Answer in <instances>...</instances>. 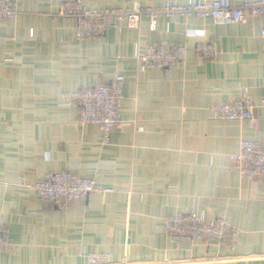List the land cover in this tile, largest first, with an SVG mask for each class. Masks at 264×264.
<instances>
[{
	"label": "crops",
	"instance_id": "0c3cea01",
	"mask_svg": "<svg viewBox=\"0 0 264 264\" xmlns=\"http://www.w3.org/2000/svg\"><path fill=\"white\" fill-rule=\"evenodd\" d=\"M60 1L17 0L13 19L0 22V224L10 244L0 264H88L87 253L111 264H264V182L240 178L229 161L240 140L264 144L263 17L217 25L161 16L154 31L143 17L137 28L115 23L104 37L78 41L73 19L56 16ZM81 1L132 9L168 0ZM198 42H212L216 58L196 59ZM147 45H184L187 56L148 70L137 61ZM117 77L120 124L104 143L59 94ZM242 92L255 103L256 129L211 114ZM57 171L112 193L58 210L17 186ZM188 212L226 221L238 246L170 243L162 220Z\"/></svg>",
	"mask_w": 264,
	"mask_h": 264
},
{
	"label": "built area",
	"instance_id": "2783aa9c",
	"mask_svg": "<svg viewBox=\"0 0 264 264\" xmlns=\"http://www.w3.org/2000/svg\"><path fill=\"white\" fill-rule=\"evenodd\" d=\"M17 12V0H0V22L11 20ZM56 16L73 19V36L81 41L104 37L116 24L137 28L143 17L148 19L149 30L156 29L161 16L167 18L197 16L211 19L217 25L244 22L249 17L264 19V0H191L188 3L164 1L157 7L136 4L132 9H92L81 0H63L56 7ZM264 40V24L260 31ZM192 55L200 60H213L218 55L212 42H198L192 47ZM187 51L184 45H147L137 54V61L148 70H164L184 63ZM59 99L63 106L74 108L81 124L99 128L103 142L120 124V108L123 101L122 78L109 83L62 91ZM264 107V96L259 101ZM255 103L247 92L227 102L213 106L210 111L214 119L221 121H248L256 129ZM229 161L238 176L243 179L264 182V144L253 140H240L237 151ZM17 186L32 193L41 201L58 210L67 209L73 202L84 201L95 193H112L101 188L96 181L80 177L69 171L48 172L41 181L20 179ZM166 239L179 245L186 241H197L205 245H216L234 250L239 244V231L223 219L208 220L198 213H178L162 220ZM10 244L3 235L0 224V255L9 251ZM88 264H111L107 254L87 253ZM248 262V259H243ZM125 264V263H124Z\"/></svg>",
	"mask_w": 264,
	"mask_h": 264
}]
</instances>
